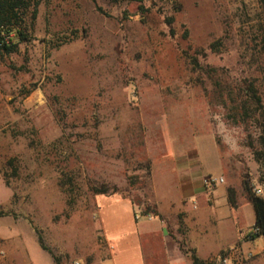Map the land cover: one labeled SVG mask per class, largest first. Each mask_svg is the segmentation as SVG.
I'll use <instances>...</instances> for the list:
<instances>
[{
	"label": "rangeland",
	"instance_id": "obj_1",
	"mask_svg": "<svg viewBox=\"0 0 264 264\" xmlns=\"http://www.w3.org/2000/svg\"><path fill=\"white\" fill-rule=\"evenodd\" d=\"M30 32L0 56V264L39 237L99 264V195L150 204L169 152L264 186L261 0H40Z\"/></svg>",
	"mask_w": 264,
	"mask_h": 264
},
{
	"label": "crops",
	"instance_id": "obj_2",
	"mask_svg": "<svg viewBox=\"0 0 264 264\" xmlns=\"http://www.w3.org/2000/svg\"><path fill=\"white\" fill-rule=\"evenodd\" d=\"M169 153L162 158L161 167L170 178L158 177L154 164L151 166L153 196L147 205L158 216L145 215V207L123 195H99L96 204L106 252L98 263L193 264L195 256L204 264H212L223 251L235 246L236 264H264V240L247 238L255 227L256 214L243 181L235 184L227 179L209 202L203 179L214 175L208 169L212 166L202 159L201 151L195 147ZM229 188L237 194L235 208L229 202ZM16 244L13 249L24 260L20 264H55L50 252L40 244L41 250L35 252H30L21 242ZM40 252L48 258L34 257L33 254L41 255ZM9 255L15 264L16 258L11 252Z\"/></svg>",
	"mask_w": 264,
	"mask_h": 264
},
{
	"label": "trees",
	"instance_id": "obj_3",
	"mask_svg": "<svg viewBox=\"0 0 264 264\" xmlns=\"http://www.w3.org/2000/svg\"><path fill=\"white\" fill-rule=\"evenodd\" d=\"M122 1L143 4L145 0ZM261 2L264 6V0H261ZM39 6L40 0H0V56L13 55L18 52L20 46L32 41L30 24L37 17ZM141 10L146 11L143 6H141ZM168 23L172 25L173 19L169 18ZM254 98L258 104L261 103L256 95H254ZM244 187L247 197L255 209L256 223L254 228L259 229L258 234L247 238L255 240L264 237V199L255 195L253 188L247 181L244 182ZM228 196L231 206L235 208L237 206L236 191L229 188ZM144 214L158 216V213L150 205H145ZM39 244L43 250L50 252L40 237ZM50 254L54 258L55 264H61L60 259L56 258L53 253L50 252ZM193 261V264H204L195 256H193Z\"/></svg>",
	"mask_w": 264,
	"mask_h": 264
},
{
	"label": "built area",
	"instance_id": "obj_4",
	"mask_svg": "<svg viewBox=\"0 0 264 264\" xmlns=\"http://www.w3.org/2000/svg\"><path fill=\"white\" fill-rule=\"evenodd\" d=\"M225 183L224 178L216 176H207L203 179V187L205 193L208 197V201L212 202L214 200V193L220 185ZM253 188V187H252ZM253 192L256 196L264 199V186L259 188H253ZM259 233V229L253 228L247 234V237H251ZM238 251L237 247L233 246L222 252L221 256L212 264H236L235 254ZM73 264H81L79 262H74Z\"/></svg>",
	"mask_w": 264,
	"mask_h": 264
}]
</instances>
